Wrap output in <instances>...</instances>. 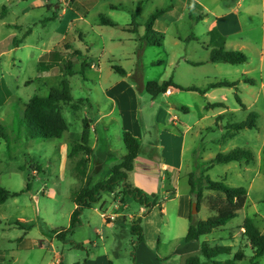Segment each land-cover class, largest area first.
Here are the masks:
<instances>
[{
  "label": "rangeland",
  "instance_id": "1",
  "mask_svg": "<svg viewBox=\"0 0 264 264\" xmlns=\"http://www.w3.org/2000/svg\"><path fill=\"white\" fill-rule=\"evenodd\" d=\"M74 1L76 6L77 1L80 2V0H0V126L4 127L6 132V138L0 140V186L10 192H20L26 189V184L29 186L24 193L8 198L4 204L0 205V253L2 255L0 264H53L55 254L63 257L60 261L62 264L77 263L85 256V250L82 251L75 245L84 244L88 238L91 242L100 244L96 229H99L106 238L104 242L107 246L113 243L111 230L103 226L100 218L90 209L83 211L80 217L81 225L73 229L66 243H61L53 237L54 231L68 228L70 213L74 206L72 194L91 182L99 181L98 175H94L91 176V182L89 179L85 184L84 179L77 174L78 169L81 168L80 161L86 158L84 153L70 158L68 155L72 147L79 142L84 120L88 118L94 121L98 117L96 102L105 105L103 92L111 80V78L107 80L105 74L111 64L115 65L116 68L129 72V81L138 87L141 78L145 82L154 83L169 80L171 72L177 65L178 57H187L186 59L191 60H202L205 57V51L197 43L187 45L180 43L177 39V34L186 35L190 29L187 13H183L181 3L178 4L177 0L99 1V5L94 10L96 13H106L107 2L124 3L128 9H138L139 12L134 18V23L139 26L136 38L144 36V25L151 13L172 4L176 5L175 11L164 16L157 24L156 29L161 34L162 47H149L141 57L133 54L134 43L125 39L128 35L114 28H108V32L104 33L100 31L104 34L107 43L106 56H101L102 43L92 37V28H95L94 24L97 21L96 16L92 14L87 16L86 23H73L76 8L70 10L69 7L74 4ZM228 2L231 3L226 1L224 5ZM244 7L245 0L242 9ZM63 9L68 10L67 15L53 20L52 16H56ZM192 12L193 19H196L199 14H205L200 7ZM105 17L114 19L120 24L132 21L130 14L125 10H119L114 12V15ZM176 18L177 26H174L171 22H174ZM71 21H73L72 25ZM28 30L30 34L25 35ZM202 30L203 25L199 24L191 32ZM82 33L90 37L84 40V43L78 40ZM252 34V37L260 39L259 32ZM62 37L66 38L65 42L61 41L54 48L57 52H61V56L52 64L39 62L38 56L46 49V46ZM71 43L82 51L81 58H78L74 68L79 70L83 60H86L88 64L99 65L103 73L102 79H98L97 70L86 71L83 78L80 75L67 76L66 66L70 63L68 61L72 51L66 50L65 45ZM246 56L251 60L249 67L255 68L258 65V57L249 54ZM221 66L231 68L224 63ZM215 72L211 67L184 66L174 74V81L199 85V80L206 74ZM191 73L194 74L191 75ZM111 74L113 77V73ZM117 75L115 73L116 77ZM258 77V73L255 72L253 74L256 82L254 89L240 94L247 110L241 111L233 98H229L234 123L244 121L249 113L254 112L258 115L256 128L230 130L229 127L233 123H230V114L226 113L220 117V119H226L221 121L227 122L224 126L225 130L212 125V131L204 133L203 141L200 139L196 142V156L206 161L214 158L218 153H228L237 148L246 150L253 157V161L248 164V167H242L240 173L237 172L238 164L230 165V168L237 166L235 170L216 165L207 173L212 181L223 182L230 187H243L247 192L244 207L237 217L228 222L225 229L216 231L209 237L210 246L230 248L232 256L219 257L218 260L233 258L238 253L244 255L235 264H251L250 260L254 254L246 238L239 231V226L244 220L250 219L260 233L264 232V88H260ZM63 82L68 83L73 100L69 103H59L54 112L65 120L68 126L67 131L61 139L45 141L30 139V125L23 119L25 105L35 96L47 97L53 88L61 90ZM138 97L140 119L144 125L150 121L153 122L154 118H161L162 116L158 113L161 109L167 110L170 106L168 103L175 99L174 96L165 99L161 95L152 99L146 92L139 90ZM179 98L189 104L193 110L186 118L197 121L203 114L199 99L186 92L180 93ZM172 113L183 118L181 112L173 110ZM164 118L167 120L168 116ZM100 130L101 128L98 127V131ZM110 139L112 147L118 150L117 132L112 131ZM91 142L92 138H90ZM121 148L124 152L123 145ZM115 153L117 154L118 151ZM116 154L115 156L118 157ZM202 175L203 183L206 175L205 173ZM195 176L197 181H200V173ZM211 194L204 192L205 199L202 200L200 213L192 215L190 208L194 221L205 220L211 216L205 206L206 199ZM129 207L130 212H136L138 203L131 201ZM24 233H26L25 236ZM23 236L21 242L20 238ZM133 242L134 237L131 236L129 227V235L123 240L121 252L124 254L125 251H130L131 257L132 252L134 254L139 245L133 249ZM145 242L148 244L151 241L146 238ZM161 243L164 245L161 248L163 250H174L176 245L182 244L180 240L169 242L167 239H161ZM83 247L91 248L90 244ZM256 261L258 264H264V256Z\"/></svg>",
  "mask_w": 264,
  "mask_h": 264
},
{
  "label": "crops",
  "instance_id": "2",
  "mask_svg": "<svg viewBox=\"0 0 264 264\" xmlns=\"http://www.w3.org/2000/svg\"><path fill=\"white\" fill-rule=\"evenodd\" d=\"M99 1L100 0H80V2L77 1V6L74 1V4H71L69 7L70 10L76 8V15H74L73 18L74 22L71 21V25L72 22L77 24H79V22L86 23L87 16L92 14L96 16L97 20L94 24L95 28H92V37L102 43L103 49L101 56H106L107 43L104 34L100 31L103 33L108 32V28L118 29L122 33L128 35L125 39L134 43V48L132 49L134 52L133 54L136 55V57L143 56L147 49L152 46H143V48L140 49L142 36H140L141 38H136V36L120 29L121 27L128 26L130 21L129 23L120 24L108 17L107 19L118 26L108 27L101 25L99 19L100 16H112L114 12L119 10H125L130 14L132 19V15L135 17L137 16L139 12L138 9H128L124 3L115 4L107 2L105 4L106 13H96L94 10L99 5ZM226 1H231V3L228 2L227 5H224ZM177 3H181L182 10H184L183 13H187L190 25L188 34L176 35L178 41L187 45L197 43L198 46L205 51V57H203L202 60H191L186 59L187 57H178L177 65L171 72L169 79L177 86L184 88L193 87L201 91H189L186 93H190L195 98L199 99L203 114L197 121H190L187 119L186 117L190 116L193 110L189 104L181 101L179 98L180 93L185 92L175 88H169L167 91L169 93L168 97H165V95L161 96L165 99L174 96L175 99L173 102L168 103L170 106L167 110L161 109L160 113H158L163 118H154L153 122L150 121L147 125H144L140 119L138 90L140 92H146L144 87L149 82H145L141 78L138 83V89V87H135V85L129 81V72L122 69L125 75H120L113 70V67H116L115 65L111 64V66H109V70L105 76L107 80H110V78L111 80L103 92L105 105H101L97 101L96 107L99 114L98 117L94 119V121L87 118V121L89 120L88 126L90 132L88 146L91 149V154L87 163L86 176L83 178V181L86 184L90 179L91 182V176L94 175H98L97 178H99V181L106 180L110 177L111 168L119 164L121 159L126 155L125 147L123 152L121 146H124L123 134L129 133L140 143V152L134 161L133 170L127 174L126 183L142 191L151 200H156V205L146 212V208L138 204L137 211L130 212V202H134L131 197H122L118 195L119 190L113 193H103L106 195L103 196L102 194L100 201L93 205L90 210L100 218L103 226L111 230L113 243L107 246L104 242L106 238L99 229H96L100 244L91 242L89 238L84 241V244H81L82 247L87 244L91 246L90 249L81 248L82 251L85 250V256L81 259V261L85 259V264H185L186 259L190 256L200 257L201 244L203 242L209 243V237L213 235V233L225 229L224 226L223 228L214 230L211 234L201 237L198 241H184L189 225V217L191 215L190 208L192 204L188 178L190 174L197 173H205L207 176V173L216 166L214 165L208 169L210 162L215 157L206 161L200 156H196V142L200 139L203 141L205 138L204 133L211 132L212 125L220 130H225L224 126L227 122L222 123L221 121H226V119H220V117L226 113H229L231 116L230 123L235 124L232 119L233 114L230 112L232 108H230L229 105V98H233L235 104L241 111L247 110L240 94L247 90L251 91L256 87V82L253 79V74L255 72H257L259 76L258 82L260 88H264V0H245L244 9H242L244 0H177ZM168 7V11L160 16L153 26L154 32L160 36L161 34L158 33L156 29L157 24L164 16L173 13L176 9V5L173 4ZM198 7L202 8L205 14H199L197 16L199 19L196 20L191 18L193 13L192 10L197 11ZM67 11V9L61 10L56 16H52V19L55 20L60 16L65 17L68 13ZM152 14L153 13L150 15ZM176 22L177 18L171 23L177 26ZM198 22L203 25V30L201 32H191L199 25ZM253 32L260 33L259 40L252 37ZM211 33H213L214 36H211ZM189 37H195L197 40L186 41ZM86 39H90V37H86L84 33L78 38V40L83 43ZM65 40L66 38L62 37L58 41L47 45L48 47L46 46V49L38 56L39 62L52 64L56 58L61 56V52H57L54 48L58 46L61 41L65 42ZM221 43H223L224 49L227 51H240L246 55L257 56L258 65L255 68L249 67L251 63L249 57H247V62L242 65L224 64L229 65L231 68H222V63H210L209 55L211 50ZM65 47L66 50L72 51L69 56L70 60L68 61L71 63V71L78 73L81 70L82 63L79 65V70L75 69L74 65H77L78 58H81L82 51L75 47L73 43L67 44ZM161 47L162 40L161 45L156 48ZM191 63H201V65L196 66ZM89 65L90 66L85 69V72L88 70H97L99 74L98 79H102L103 73L100 66L94 64ZM184 66L190 68L200 66L211 67L216 72L206 74L205 77L199 80V85L174 81V74L178 73L179 69ZM111 73H113V77H111ZM115 73L118 74L117 77ZM193 74L194 73H191V75ZM67 76L71 77L68 74ZM242 77L253 80L254 84L249 85L241 81L237 86V91L234 88H217L206 91L208 84L212 82H234L241 80ZM235 95L239 97L242 106L236 102ZM216 104H222V106L216 107ZM173 110L181 112L183 118L172 113ZM165 116H168L167 120L164 118ZM206 122H209L208 124H211V126L206 124ZM98 127L101 128L100 131H98ZM112 131L118 134V150L112 147V141L110 139ZM90 138H92L91 143ZM117 151L118 153L116 154L115 152ZM115 154L118 155V157H116ZM231 164H238V173L242 171V167H248V164L244 162H232L222 166L235 170L237 166H235V168H230ZM95 183L91 182V184ZM75 208L76 206L74 205L73 210ZM200 212L201 208L198 213ZM82 214L83 212L81 215ZM212 215L211 213V216ZM137 220L141 221L140 226L143 230L144 241L137 246L133 257H130V251H125L123 254L121 250L123 240L128 238L130 225ZM241 226H239V231L241 235H243ZM25 234L26 233H24V236ZM24 236L20 238L21 242ZM53 237L55 236L53 235ZM146 238L151 242L147 244V242H145ZM161 239H167L169 242L172 240H180L182 244H180V246L176 245V249L174 250H163L161 248L164 245L161 243ZM155 250H157V253H155ZM230 256H232V254H230ZM62 259L63 257L55 254L53 259L54 263H52L62 264V262H60ZM0 260H2L1 253ZM224 260L226 259L221 261Z\"/></svg>",
  "mask_w": 264,
  "mask_h": 264
},
{
  "label": "trees",
  "instance_id": "3",
  "mask_svg": "<svg viewBox=\"0 0 264 264\" xmlns=\"http://www.w3.org/2000/svg\"><path fill=\"white\" fill-rule=\"evenodd\" d=\"M116 9V8H112ZM168 8L155 11L148 18L144 25V36L141 38L140 49L143 46L159 47L161 45V36L154 32L153 26L156 20L168 11ZM135 16L132 15V22L128 26L121 27L124 32L135 35L138 33V27L134 23ZM192 18V17H191ZM100 23L103 26L118 27L109 19L100 16ZM199 18H196L198 20ZM30 30L25 35H29ZM214 36L213 33L210 34ZM197 40L195 37H189L186 41ZM210 63H224L229 65H242L247 62V56L240 51H227L224 49L223 43L211 50L209 55ZM192 65H201V63H191ZM90 65L84 60L81 64V70L78 73L71 71V63L66 66L69 76L80 75L84 77L85 69ZM113 70L120 74L125 75L123 70L113 67ZM253 85L254 81L242 77L241 80L234 82L217 81L208 84L206 91L217 88H234L237 91V86L240 82ZM169 88H175L183 92H201L196 88L189 87L184 88L175 85L171 79L163 81L161 83L149 82L145 85L144 89L146 93L152 98L166 93ZM72 96L70 94L68 83L63 82L62 89L53 88L47 97H33L25 105L23 119L26 120L29 127L30 139H36L45 141L48 139H61L62 135L67 131V124L65 120L56 112L57 105L59 103L71 102ZM236 102L242 106L241 101L237 95H235ZM222 104H216V107H220ZM258 115L251 112L247 115L246 119L240 123L230 125L229 129L233 131L252 130L256 128V121ZM89 126L87 120L83 122V128L80 134V139L75 144L68 157H73L79 153H84L86 158L82 159L79 163L80 167L77 174L84 178L86 176L87 161L91 154V149L88 146L89 139ZM6 138V132L4 127L0 126V140ZM123 144L126 149V155L121 159V162L111 168V175L106 180H100L95 184H89L80 188L77 192L72 194V202L76 206L70 215L69 226L67 229H60L54 231L53 235L61 243L67 242V237L71 234L74 228L81 225L80 216L81 213L90 209L93 205L97 204L103 193H113L119 190L118 195L122 197H131L136 203L146 208V212L151 210L156 205V200H151L142 191L134 188L126 183L127 174L134 168V161L140 152V143L129 133L123 134ZM253 161V157L244 149H234L228 153H219L210 162L208 169L214 165H224L232 162H244L249 164ZM200 181H197L195 174H190L188 183L190 186L191 203L196 204L197 212L201 206L202 200H204V192L212 193L208 199H206V206L210 213L213 215L206 220L194 221L193 216L189 217V225L184 241H198L201 237L211 234L214 230L223 228L228 222L235 219L238 213L244 207V201L247 196V192L243 187H230L223 182L212 181L208 176H204L203 183L200 174ZM201 182V183H199ZM199 183V184H198ZM28 184L26 189L20 192H10L0 186V205L4 204L8 198L16 197L21 193L28 190ZM18 225V224H17ZM243 229V235L249 243L250 248L254 254L250 260L251 264H258L257 259L264 256V234H261L258 229L253 225L252 221L246 218L241 226ZM130 234L134 237L132 243L133 249L144 241L143 230L140 226V220H137L130 226ZM76 248H83L81 245H75ZM231 254L230 248L227 246H210L207 242H203L200 248V257L190 256L186 259L185 264H235L240 261L244 255L242 253L236 254L232 259H226L224 261L218 260L219 257H229ZM133 257V252L131 254ZM74 264H85V259L81 262Z\"/></svg>",
  "mask_w": 264,
  "mask_h": 264
},
{
  "label": "water",
  "instance_id": "4",
  "mask_svg": "<svg viewBox=\"0 0 264 264\" xmlns=\"http://www.w3.org/2000/svg\"><path fill=\"white\" fill-rule=\"evenodd\" d=\"M191 213H192V215H196L198 212H197V208H196V204L195 203H193L192 205H191Z\"/></svg>",
  "mask_w": 264,
  "mask_h": 264
},
{
  "label": "built area",
  "instance_id": "5",
  "mask_svg": "<svg viewBox=\"0 0 264 264\" xmlns=\"http://www.w3.org/2000/svg\"><path fill=\"white\" fill-rule=\"evenodd\" d=\"M164 95H165V96H168V95H169V93H168V92H166V93H164Z\"/></svg>",
  "mask_w": 264,
  "mask_h": 264
}]
</instances>
